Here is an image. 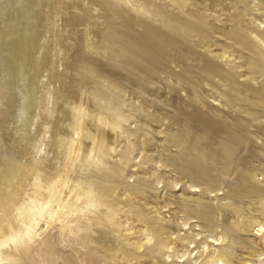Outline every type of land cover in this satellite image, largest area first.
<instances>
[{"label":"bare ground","instance_id":"6f19581e","mask_svg":"<svg viewBox=\"0 0 264 264\" xmlns=\"http://www.w3.org/2000/svg\"><path fill=\"white\" fill-rule=\"evenodd\" d=\"M181 3H175L180 10ZM185 13L168 15V19L166 14H158L163 22L158 26L151 19L157 13L148 15L135 9L129 0H0V264L10 260L12 252L8 250L12 245L16 248L21 243L31 251L35 249V236L42 226L45 233L40 241L49 251L50 231L59 226L61 235H71L81 246L76 249L78 255L88 256L91 250L101 252V242H96L104 239L101 229L87 223L84 227L97 234L74 231L83 225L81 219L91 215L98 218L102 207L118 217L124 206L116 209L108 205L111 201L115 204L117 192H127L128 200L135 199L131 187L120 184L117 165L112 162L116 133L130 138V121L139 123L140 112L148 104L145 97L161 90L169 95L185 91L187 85H203L215 95L213 102L229 111L235 121L220 126L221 120L204 117L195 108L185 110L193 124L189 127L192 136L198 138L191 142L181 134L174 136V147L186 144L185 152L161 165L177 172L175 186L186 181L191 193H216L214 198L219 196L221 203L232 201L222 204L224 207L234 206L236 200V219L242 212L249 214L251 205L264 204V148L250 158L249 149H245L256 146L257 140L237 135L234 128L242 122L239 111L244 109L243 113L258 122L249 133L264 139V81L255 78L264 76V67L249 64L248 75L252 77L249 84H244L238 72H230L221 62L203 58L194 62L193 47L185 38L200 34L202 28L197 25L187 29L185 21L193 17ZM254 36L264 57L260 24L255 25ZM229 37L237 45H247L240 32L230 33ZM106 42L113 63L108 78L102 67ZM220 59L234 62L226 54ZM238 87L245 90L244 97H239ZM126 94L132 98L138 95L141 101L124 116ZM193 94L199 102V94ZM167 103V108L183 109L172 96ZM123 145L131 150V145ZM26 179L32 189L28 190ZM195 207L197 213H214L210 206L192 201H186L178 210L191 213ZM160 209L157 204L141 205L142 222L137 232L142 239L133 248L138 255L120 253L115 258L118 264H141L140 254L150 248L151 233L179 238L177 229L170 226L176 219L171 215L166 220L159 215ZM145 215H152L159 227L148 230L151 221ZM255 225L248 227L249 234L255 231ZM221 227L236 238V233H242L226 218L221 220ZM199 235L185 234L188 244L196 245L195 237ZM213 237L210 233L206 238L225 243L224 237ZM261 237L264 247V231ZM87 241L90 246L85 244ZM248 244L259 247L254 240ZM176 245L171 248L175 255ZM195 250L196 246L186 253ZM98 261L96 256L91 257L90 262ZM218 264L233 263L227 254L218 258Z\"/></svg>","mask_w":264,"mask_h":264},{"label":"rangeland","instance_id":"374dc122","mask_svg":"<svg viewBox=\"0 0 264 264\" xmlns=\"http://www.w3.org/2000/svg\"><path fill=\"white\" fill-rule=\"evenodd\" d=\"M129 1L134 5L135 9H142L148 15L152 13H157V15L166 14V19H168V15L171 16L177 12H186L185 15L192 14L193 19L185 21L187 29L190 30L191 27L194 28L197 25L202 28L200 34L192 33L191 36L188 37L186 35L185 38L186 43L193 47L194 62H197L200 58L221 62L230 72H238L240 74V81L244 82V84H249V78L252 77L248 75L247 68L249 64H257L260 67H264V57H261L259 53L260 45L254 38L255 25L260 24V32L264 35V0ZM177 1L178 3L182 2V10L177 8L175 4ZM155 15L151 16V19L155 25L160 26L163 23L158 20L160 15ZM233 32H240V35L242 34V41H246L247 45L241 46L235 44V41L229 37V34ZM224 54L230 55L234 59V62L221 61V55ZM102 55L105 57L102 59V67L103 70L106 68V72H104L105 77L108 78L109 72L113 69V63L109 58L111 53L107 42L104 43ZM175 71L178 72L179 68L175 69ZM259 75L255 76L257 81H264V76ZM139 82L138 84L142 83V81ZM194 87L193 85H187L185 91H174L169 95H166L167 90H161L152 97L150 96L151 93L147 92V95L150 97H145L144 101L148 104H144L145 110L144 112H140L139 123L130 121V138H126L120 132L116 133V145L112 162L117 165L115 166V171L118 174L120 184L130 186L135 193L132 196L135 199L128 200L127 192H117L115 204L111 201L108 202V205L113 204L116 209L124 206L123 211H120L118 217H113L109 210L102 207L98 218L95 217L96 215L87 216L85 219L89 222L81 219L83 225H78L79 228L74 231V233H77V231L80 233L88 230L89 232L93 231V233H96L92 228L86 229L84 227L87 223L93 224L94 227L97 226L98 230L101 229L104 239H96V242H101L100 253L97 250H91L88 256L78 255L76 249H80L81 246L74 239H71V235L70 237L61 235V228L59 226L50 231L49 242L51 250L49 251L43 247L40 241V239H43L42 236L45 233V227L42 226L35 236V244H33V248L35 249L31 251L28 248L29 246L24 247L21 243H17L16 248L12 245L9 248L11 251L8 250L10 254L12 252V255H8L10 260L5 261L4 264H46L48 262L49 264H94L90 262L91 257L93 258L94 256L99 258L97 264H118L115 258L120 253L138 255L137 250L133 248L142 239V236L137 232V226L138 223L142 222L139 215H141V205L143 204L148 207L157 204L161 208L158 211L159 215L165 216L166 220L173 215L176 221L170 224V226L177 229L179 238L176 239L175 235L169 238L164 234L158 236L155 233H151L150 237L152 241L149 245L150 248L140 254L142 256L140 258L141 264H218V258L226 257L227 254L230 257V262L233 264H264V247L261 237L262 231H264V204L251 205L249 214L242 212L236 219V203H238L236 200L234 206L224 207L222 204L227 202L231 204L232 201L227 200L221 203L219 196L218 198H214L217 195L216 193L212 196L204 192L191 193L186 181H182L178 186H175L173 180L178 177L177 172L170 166H167L168 168L166 169L161 167L166 161L171 162L185 152L186 144L174 147V136L181 134L186 138V141L190 139L192 140L191 142H195L196 138H198L196 135L192 136V130L189 127L193 124L186 117L185 110L191 111L192 108H195L204 117H214L216 120H221L222 122H219L220 126L235 122L234 116L229 111L226 112L225 109L219 106L218 102H213L212 97H215V95L212 91L205 89L203 85L202 87L201 85L197 88ZM238 88V91L241 92L239 97H244L245 90L240 87ZM193 92L199 94L201 98L199 102L194 100V97L197 95H194ZM212 94L213 96H211ZM232 94H234V91ZM207 95L211 98H207ZM171 96L176 102L180 103L181 107L183 106L182 110L167 108V101ZM137 97L139 96L137 95L135 98H132L128 94L123 96L125 109H123L122 113L124 116L129 114L131 107H136L140 104L141 99H137ZM235 98L237 97L235 96ZM237 102L239 105L241 104L238 100ZM239 112L242 113H239L241 114L242 122L236 124V127H234L237 135L250 137L258 142L256 146L245 149H249V157L252 158L257 156L260 147L264 148V139L257 133V135L249 133L250 127L257 125L258 122L246 112L243 113L244 109H241ZM124 143L127 146L131 145V150L124 146ZM153 158L156 159L152 160ZM232 178L233 176L229 180ZM223 180L225 179H222L221 182H225ZM27 181L26 179L25 182ZM164 183L166 185L163 187ZM27 187L28 190L33 188L29 181L27 182ZM231 190L233 191V188ZM219 193L222 194V192ZM24 201H27L26 196H24ZM186 201L196 202L198 205H208L213 209L214 213L213 215L197 213L196 207L195 210L190 211L191 213L180 212L178 207L185 204ZM248 202L243 201L244 205H247ZM262 203L264 202L262 201ZM145 218L151 221L148 230L159 227L157 223L155 224V218L152 215H145ZM223 218H226L230 222V226L235 223L237 228L241 230L240 232L242 233H236V235L238 234V238L231 236V233L228 231H223L221 227V220ZM98 223L100 224L98 225ZM183 223L187 225L183 226ZM253 223H256L255 231L249 234L247 232L248 227ZM259 226H262V228L259 229ZM187 233L193 237L195 234L200 233L199 236L195 237L196 245L188 244L185 236ZM210 233H214V240L220 236L224 237L225 243L220 244V241L213 243L211 239L206 238L210 237ZM39 234L41 235L40 237L37 236ZM203 238L206 239L203 240ZM253 240L259 244V247L247 245V242ZM85 244L90 246L89 241L85 242ZM173 244H177V255L172 253L171 248ZM195 246L196 250L188 255L186 251ZM3 257L5 258L6 255ZM119 264L126 263L120 261Z\"/></svg>","mask_w":264,"mask_h":264}]
</instances>
